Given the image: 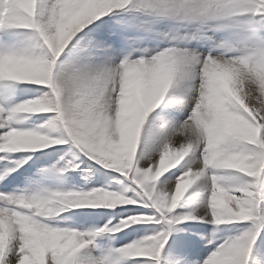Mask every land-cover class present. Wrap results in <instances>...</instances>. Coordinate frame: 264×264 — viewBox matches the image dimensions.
<instances>
[{
    "label": "snow or ice",
    "instance_id": "1",
    "mask_svg": "<svg viewBox=\"0 0 264 264\" xmlns=\"http://www.w3.org/2000/svg\"><path fill=\"white\" fill-rule=\"evenodd\" d=\"M0 264H264V0H0Z\"/></svg>",
    "mask_w": 264,
    "mask_h": 264
}]
</instances>
